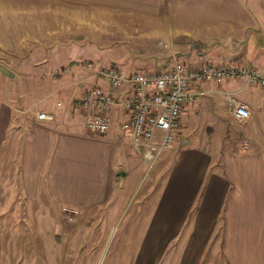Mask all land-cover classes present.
Segmentation results:
<instances>
[{"label":"crops","instance_id":"crops-1","mask_svg":"<svg viewBox=\"0 0 264 264\" xmlns=\"http://www.w3.org/2000/svg\"><path fill=\"white\" fill-rule=\"evenodd\" d=\"M212 1L182 4L188 19L156 10L150 29L137 36L125 33L111 45L89 42L81 53L58 49L65 54L33 62L13 78L0 73L6 207L20 198L23 208L43 186L55 203L89 213V228L102 231L103 246L92 264H264L263 85L202 84L205 95L185 106L177 141L151 169L144 148L121 130L125 112L113 108L110 131L93 135L89 112L77 103L89 88L120 92L99 75L108 66L128 74L176 62L264 69V0ZM239 104L250 114L240 121L234 116ZM38 112L54 119L39 121ZM27 256L24 264L46 261L42 254Z\"/></svg>","mask_w":264,"mask_h":264},{"label":"rangeland","instance_id":"rangeland-1","mask_svg":"<svg viewBox=\"0 0 264 264\" xmlns=\"http://www.w3.org/2000/svg\"><path fill=\"white\" fill-rule=\"evenodd\" d=\"M195 2L202 7L213 3L212 0H0V64L16 74H24L30 71L25 66L33 62L65 54L58 49L81 53L89 42L96 45L104 40L111 45L125 33L135 35L148 30L149 15L156 10L188 19L192 14L182 7ZM164 151L148 160V168L155 165ZM155 172L156 169L150 172L149 183L154 181ZM149 183L143 190H148ZM39 193V198L31 197L20 208L16 203L20 198L6 207L5 192L0 191V264H24L22 256L28 259L27 255L34 254L44 255L46 261L40 264H92L91 259L98 257L103 246L102 231L89 228V213L55 203L43 186ZM5 209L8 212H2ZM121 231L116 232L117 240Z\"/></svg>","mask_w":264,"mask_h":264},{"label":"built area","instance_id":"built-area-1","mask_svg":"<svg viewBox=\"0 0 264 264\" xmlns=\"http://www.w3.org/2000/svg\"><path fill=\"white\" fill-rule=\"evenodd\" d=\"M68 71V68L64 70L65 73ZM99 75L120 92L113 94L101 87H93L78 99L77 103L90 115L86 123L88 131L93 135L109 132L113 126L110 111L120 108L128 115L121 124L122 132L136 146L144 148V155L149 159L177 141L185 106L195 103L206 93L202 84L241 79L245 84L264 86V69L232 63H204L196 67L176 62L171 69L129 74L108 66L102 68ZM249 115L244 104L234 109V116L239 121ZM53 117L46 112L37 113L39 121H52ZM158 131L161 132L159 140Z\"/></svg>","mask_w":264,"mask_h":264},{"label":"water","instance_id":"water-1","mask_svg":"<svg viewBox=\"0 0 264 264\" xmlns=\"http://www.w3.org/2000/svg\"><path fill=\"white\" fill-rule=\"evenodd\" d=\"M0 73L5 75L6 77L8 76V77L13 78L15 76L14 72L3 64H0Z\"/></svg>","mask_w":264,"mask_h":264}]
</instances>
